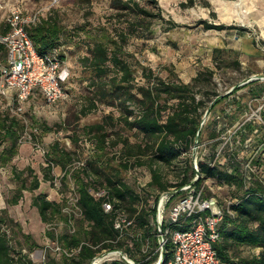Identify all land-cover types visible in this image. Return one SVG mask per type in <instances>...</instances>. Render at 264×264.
Returning a JSON list of instances; mask_svg holds the SVG:
<instances>
[{
    "label": "trees",
    "instance_id": "obj_1",
    "mask_svg": "<svg viewBox=\"0 0 264 264\" xmlns=\"http://www.w3.org/2000/svg\"><path fill=\"white\" fill-rule=\"evenodd\" d=\"M94 1L80 0L89 7ZM111 5L114 12L109 22L112 26L81 28L83 36L80 35L76 42L86 46L87 52L80 58V65L89 74L85 79L88 89L86 104L82 106L80 115L86 117L105 107L117 110L118 116L111 111L103 117L101 123L82 128V134L95 147L93 158L74 168L71 174L78 189V206L83 216L82 228L73 234L68 232L57 237L49 234V237L57 240L64 248L81 247V250L71 258H57L49 254L46 264H90L100 250L115 251L121 248L119 231L114 228L115 214L106 213L103 202H111L115 209H123L125 202L134 207L141 200L140 195L123 180L121 172L143 166L148 167L151 172L148 187L154 196L153 208L149 212L142 211L138 216L143 238H152L150 218L153 219L156 215V205L162 192L172 188L179 190L192 184L196 176L198 179L194 185L197 188H201L208 179H217L242 192L238 201L229 207L232 213L226 210L220 224V240L214 244L219 258L224 264H264V181L255 172L242 169L236 155H228V168L199 160L198 171L190 164L184 169L182 180L177 185H172L159 168V165H171L178 158L190 155L193 147L201 143L206 112H214L217 105L235 95L242 86L226 95L219 94L214 83L216 72L212 69L199 72L190 83L183 82L173 72L166 79L160 77L128 50L129 42L132 38L147 39L153 36L156 33V23H166L167 31L179 25L166 20L157 0H111ZM86 15H91V12ZM200 24L206 30L228 29L224 25H212L206 21ZM27 29L40 54L55 50L65 30L53 18L44 19ZM220 53L221 49L214 50L216 60ZM60 56L63 58L61 54ZM0 57L6 63L7 51L1 44ZM232 65L237 69L241 68L239 60H234ZM139 71L145 80L144 84L137 81ZM117 126L134 130L136 142H132L121 131L113 130ZM248 126L251 130L254 129L251 123ZM26 129V124L18 116L9 112L0 114V148L6 143L0 150V168L11 163L18 154L21 134ZM51 130L45 127L44 131ZM217 136L214 133L211 138L216 139ZM115 148L119 149L120 155L117 166L111 165L113 160L109 157L110 149ZM77 155V151L66 150L57 141L52 144L43 181L54 180L53 167H60L67 174L76 162ZM250 162L252 167L259 164L255 159ZM14 171L20 186L16 197L9 202L11 205L19 203L24 191L32 193L41 185L37 175H33L29 182L28 177H23V172ZM101 189H106L107 198H97L92 194V191L98 192ZM180 194L182 192L177 195ZM32 205L38 209L44 222H49L56 216L68 222L69 216L63 212L66 203L50 201L46 195L40 194L33 198ZM133 207L131 211L136 212ZM4 228H10L14 238L9 237ZM17 234L30 239L29 235L22 232L21 226L9 217L7 210L0 209V264H32L29 254H23L22 251L14 253L10 241L16 239ZM137 245L139 246L138 243ZM241 247L259 248L261 252L245 258L238 255ZM170 248V243H167L168 252L164 254V262L172 255ZM125 253L135 264H155L158 260L157 255L137 258L129 248ZM104 264L129 263L113 260Z\"/></svg>",
    "mask_w": 264,
    "mask_h": 264
},
{
    "label": "rangeland",
    "instance_id": "obj_2",
    "mask_svg": "<svg viewBox=\"0 0 264 264\" xmlns=\"http://www.w3.org/2000/svg\"><path fill=\"white\" fill-rule=\"evenodd\" d=\"M157 1L166 20H172L179 26L167 31L166 23H156V33L153 36L147 39L132 38L128 50L134 53L143 65L152 68L157 75L165 79L173 72L183 82L190 83L199 72L212 69L216 72L214 83L219 94L226 95L233 88L242 86L235 95L217 105L214 112L204 116L202 139L196 155H193L192 151L190 155L178 158L171 165H159L164 178L170 184L177 185L184 176V169L190 164L195 166L196 157L228 168V155H236L244 170L251 160L259 162L253 166V170L264 181V66L256 60L257 55H249V52L257 53V43L261 45L264 38V0H243L241 7L236 6L241 0ZM13 8H20L25 15L38 14L40 21L53 18L65 29L55 50L63 56L69 72V80L65 85L67 99L50 106L37 94L17 115L14 95L11 92L7 96L0 93V114L9 112L16 115L27 126L26 131L21 134L18 154L11 163L0 168V209L7 210L9 217L21 226L22 232L30 236V239H26L17 234L16 239L10 241L14 253L22 251L23 254H29L32 264H46L49 254L57 258L62 257L51 251L58 241L49 237V234L61 236L68 233L69 228L58 216L44 222L38 209L32 205L33 198L44 194L50 201L66 203L74 208L78 189L72 178V171L92 159L95 153L94 144L82 134V128L101 123L103 117L111 111L118 116L117 110L101 107L97 112L81 117L80 110L86 104L88 94L85 79L89 74H86L80 65V58L87 52L86 46L76 44L79 36H83L81 28L94 29L104 25L111 27L109 18L114 11L111 0H95L91 7L82 4L80 0H58L54 5H51L50 0H0V35L6 31L7 19ZM87 12H91V15H86ZM202 21L212 25H224L228 29L206 30L200 24ZM216 48L222 50V53L217 54V60L214 54ZM260 55L264 58V52L260 51ZM234 60L243 63L241 68L237 69L232 65ZM0 62L4 63L2 57ZM252 78L257 83L253 88L258 93L255 99L250 94L249 85H243ZM137 81L140 84L145 83L141 71L137 73ZM250 123L254 127L253 130L248 126ZM45 127L52 130L45 132ZM113 130L121 131L132 142H136L134 130L121 129L118 126ZM214 133L218 135L216 139L211 138ZM29 136H32V142L28 141ZM246 140L250 141L245 143ZM56 141L62 148L78 152L76 162L67 174L60 167H53L54 180L43 181L44 170L49 165L48 152ZM35 143L39 146L36 147ZM118 150L115 148L109 151L113 166H117L120 160ZM14 170L23 172V177H28L29 182L33 175H37L41 181L38 190L32 193L24 191L17 205L9 204L16 197L20 186ZM121 177L141 198L134 207L129 202L123 203L122 206V210L133 221L132 226L119 238L120 249L100 250L90 264L97 258L102 259L100 264L113 260L122 261L124 258L120 252L134 262L125 253L127 248L140 259L143 255H157L158 258L160 256L152 217V238H143V230L138 225L139 214L142 211L149 212L154 206V196L148 187L151 172L146 166L132 167L128 171H122ZM202 188L208 195L216 196L225 207L229 203L237 202L242 195L235 187L224 185L217 179L206 180ZM132 207L137 211L132 212ZM74 210L76 214L73 216V222L76 232L82 228L83 216L81 211L75 208ZM4 230L12 237L10 228ZM260 252L259 248L241 247L238 255L251 258Z\"/></svg>",
    "mask_w": 264,
    "mask_h": 264
},
{
    "label": "built area",
    "instance_id": "obj_3",
    "mask_svg": "<svg viewBox=\"0 0 264 264\" xmlns=\"http://www.w3.org/2000/svg\"><path fill=\"white\" fill-rule=\"evenodd\" d=\"M54 5L58 0H50ZM40 22L36 15H25L20 8L10 10L6 23V31L0 35V44L7 51L6 63L0 62V93L4 96L11 92L17 103L16 114L34 96L41 95L48 105L53 106L67 99L65 85L69 80V72L65 62L57 50L40 54L28 33V27ZM253 79V78H252ZM208 113L204 116H207ZM205 121V119H204ZM203 121V124H204ZM32 142V136L28 137ZM250 140H246L248 143ZM35 146L38 147L37 143ZM198 144L193 147L196 155ZM44 153L46 151L44 150ZM219 156V155H218ZM199 159L195 158V170H199ZM246 170L254 172L251 162ZM179 190L172 188L162 192L156 205L155 231L159 243L160 256L155 264H224L219 258L214 244L220 240L219 227L225 216V211L232 213L228 206L222 205L214 195H208L205 190L197 188L194 182ZM182 192V195H177ZM97 198H107L106 189L92 191ZM177 195V196H176ZM81 211L78 199L74 204ZM72 207L65 205L63 212L69 216L67 226L70 234L75 232ZM106 213H114V228L120 237L132 226L133 221L119 208L109 202H103ZM169 210V212H168ZM82 214V211H81ZM170 243L171 257L164 262V254L168 252L166 244ZM81 250L64 248L55 242L51 251L66 257H73Z\"/></svg>",
    "mask_w": 264,
    "mask_h": 264
},
{
    "label": "crops",
    "instance_id": "obj_4",
    "mask_svg": "<svg viewBox=\"0 0 264 264\" xmlns=\"http://www.w3.org/2000/svg\"><path fill=\"white\" fill-rule=\"evenodd\" d=\"M256 51H257V53H255V52H249V55H251V56H253V55H257V57H256V60L258 61V63H260V65H262V66H264V58H262V56L260 55V51L261 52H264V38H263V40H262V42H261V45L260 44H258L257 43V46H256ZM243 63H241V65H242ZM251 82V83H250ZM249 83L250 84H248L249 86H248V89H250V94H251V96L255 99L256 98V96H258V93H257V90H254L253 88H255V86H257V83H255L253 80L252 81H250ZM263 111H264V109H263ZM264 113V112H263ZM264 120V119H263Z\"/></svg>",
    "mask_w": 264,
    "mask_h": 264
},
{
    "label": "water",
    "instance_id": "obj_5",
    "mask_svg": "<svg viewBox=\"0 0 264 264\" xmlns=\"http://www.w3.org/2000/svg\"><path fill=\"white\" fill-rule=\"evenodd\" d=\"M252 80H253V79H249V80L245 81V82L243 83V85L249 83V82L252 81ZM234 89H235V88H233L230 92H232ZM230 92H228V93H230ZM207 113H208V112H207ZM197 143H198V142H197ZM196 145H197V144H196ZM120 254L123 256L124 260H125L127 263H129V264H135L134 262L128 260V259L124 256V253H123V252H120Z\"/></svg>",
    "mask_w": 264,
    "mask_h": 264
},
{
    "label": "bare ground",
    "instance_id": "obj_6",
    "mask_svg": "<svg viewBox=\"0 0 264 264\" xmlns=\"http://www.w3.org/2000/svg\"><path fill=\"white\" fill-rule=\"evenodd\" d=\"M242 2H243V0H241V2H237L236 6L237 7H241ZM263 34H264V31H263ZM101 260H102L101 258H97V259L94 260V262L92 264H100Z\"/></svg>",
    "mask_w": 264,
    "mask_h": 264
}]
</instances>
